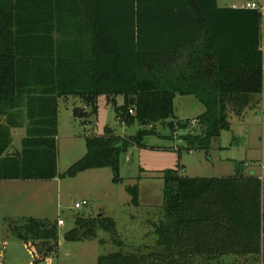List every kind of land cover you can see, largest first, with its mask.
Here are the masks:
<instances>
[{"label":"trees","instance_id":"obj_1","mask_svg":"<svg viewBox=\"0 0 264 264\" xmlns=\"http://www.w3.org/2000/svg\"><path fill=\"white\" fill-rule=\"evenodd\" d=\"M263 18L258 9L218 7L217 0H0V181L59 177L61 97L93 106L99 96H121L118 120L152 127L174 117L176 95L193 96L204 107L195 118L200 131L190 129L182 140L188 152L208 150L211 139L230 129L228 111L240 117L264 94ZM24 119L21 149L11 152L10 129ZM176 123L170 120L169 128ZM147 134L138 130L125 139L105 127L87 136L85 155L62 177L110 167L117 182L119 153L141 146ZM242 170L195 178L165 171L163 217L151 223L153 248L109 253L97 264H223L245 256L264 264V175ZM128 193L138 206L136 187ZM9 229L31 264L55 255L57 221L28 218ZM97 229L117 241L107 217L77 216L63 239L95 238Z\"/></svg>","mask_w":264,"mask_h":264},{"label":"rangeland","instance_id":"obj_2","mask_svg":"<svg viewBox=\"0 0 264 264\" xmlns=\"http://www.w3.org/2000/svg\"><path fill=\"white\" fill-rule=\"evenodd\" d=\"M248 1L264 6V0H217V4L239 7ZM253 99L240 117L228 111L230 129L211 139L208 150L188 152L182 137L190 133V129L199 133L196 123L194 126L191 123L204 111L193 96L176 95L174 117L152 127L119 121L115 109L123 103L121 96L113 100L99 96L93 106L72 96L59 98L55 137L59 177L0 181V264L19 259L21 251L29 259L24 244L9 229V225L20 226L28 218L52 222L62 219L64 225L57 226L62 237L74 228L77 216L107 217L114 221L117 241L101 229L96 230L95 238L79 242L59 241L52 257L53 264H97L99 256L109 253L128 254L138 248L152 249L156 235L151 223L162 219L164 213L165 171L179 170L182 176L189 178L225 177L234 175L237 166L241 165L244 173L254 171L264 175V94ZM170 120L177 122L174 128H169ZM179 121H185L189 127L180 128ZM105 127H109L113 135L125 139L135 136L138 130L150 131V134L142 136L141 146L133 143L119 153L117 182L113 181L110 167L62 177L85 155V138L103 134ZM10 138V151H20L21 129H10ZM132 186L137 189L138 206L130 203L128 189ZM82 200L87 205L75 210L73 204ZM220 261L223 264H261L259 256L227 257Z\"/></svg>","mask_w":264,"mask_h":264},{"label":"crops","instance_id":"obj_3","mask_svg":"<svg viewBox=\"0 0 264 264\" xmlns=\"http://www.w3.org/2000/svg\"><path fill=\"white\" fill-rule=\"evenodd\" d=\"M249 2V1H248ZM217 6H218V4H217ZM218 7H220V6H218ZM231 7H235V6H231ZM22 110H24V107H22ZM24 121L25 122H23L22 123V127H19V129H21V131H22V138L25 136V133H26V127H27V120L26 119H24ZM13 129H17V128H13ZM251 172H254V171H251ZM256 173V172H255ZM257 174V173H256ZM219 177V176H218ZM58 238H59V240H58V244H60L59 243V241H61L62 243L65 241L64 239H63V237L62 236H60L59 235V233H58ZM79 242V241H78ZM25 246V245H24ZM26 248V247H25ZM22 252V251H21ZM20 252V257H19V259H15V260H10L9 262H8V264H31V255H30V253H29V251L27 250V252L29 253L28 255H30V257H29V259H26V257L24 256V255H22V253ZM53 262H54V259L53 258H51V259H49L48 261H44V262H41V263H39V264H53Z\"/></svg>","mask_w":264,"mask_h":264},{"label":"built area","instance_id":"obj_4","mask_svg":"<svg viewBox=\"0 0 264 264\" xmlns=\"http://www.w3.org/2000/svg\"><path fill=\"white\" fill-rule=\"evenodd\" d=\"M239 8L258 9V10H260L262 13H264V6H258V5H257L256 3H254V2H246V3H244V4H241V5L239 6ZM129 112H130V114L133 113L131 110H130ZM195 123H196V121H192L191 125L194 126ZM259 177L262 179L263 175H260ZM86 205H87V202H86L85 200H82V201H80V202H75V203L73 204V208H74L75 210H77V209H80V208H82L83 206H86ZM58 225H60V226H61V225H64V221H63L62 219H58V220H57V226H58Z\"/></svg>","mask_w":264,"mask_h":264}]
</instances>
